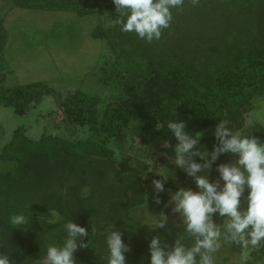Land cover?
Here are the masks:
<instances>
[{"label":"trees","instance_id":"obj_1","mask_svg":"<svg viewBox=\"0 0 264 264\" xmlns=\"http://www.w3.org/2000/svg\"><path fill=\"white\" fill-rule=\"evenodd\" d=\"M101 2L111 16L108 27L98 7ZM200 2L185 0L182 8L173 9L170 28L163 31L160 40L148 43L114 25L118 13L111 0H11L12 8L96 16L100 23L91 31V37L108 43L114 55L111 65L100 68L98 82L103 88L119 92L116 101L103 108L100 96L82 91L58 100L69 123L88 127L103 140L69 141L48 135L33 141L18 129L0 153L1 161L16 164L13 170L0 173V244L10 246V258L16 264H24L27 259H34L32 264H43L45 245L63 239L62 224L39 223L38 216L48 213V209H56L66 220L73 219L89 231V222L97 227L92 248L74 253L78 264H104L103 236L98 232L111 223L122 231L126 242L130 237L134 243L140 240V227L132 232L128 225L134 230L131 209L144 203L141 175L127 162L114 170V154L106 147L107 140H124L131 133L134 143L162 146L170 136L167 122L176 118L184 120L186 130L191 132H203L221 118L242 127L244 116L254 109V99L264 98V19L260 16L264 0H216L232 10L251 7V16L256 15L259 21L246 37L225 34L221 37L222 47L214 42L205 47V35L185 40L180 36L181 23L209 9ZM237 36L239 41L235 42ZM6 44L7 31L0 19V76H5ZM126 74L134 78L136 85ZM56 96L46 82L0 86V106L11 107L19 116L37 108L44 98ZM257 128L253 127L252 135L264 140V128ZM213 142L212 137L201 141L209 148ZM174 143L172 139L169 149H164L169 156ZM229 159L228 155L222 156L218 163ZM212 176H216L215 171ZM28 205L32 213L28 229H11L10 214H28ZM138 242L134 258L140 262L142 256H147V244Z\"/></svg>","mask_w":264,"mask_h":264},{"label":"clouds","instance_id":"obj_2","mask_svg":"<svg viewBox=\"0 0 264 264\" xmlns=\"http://www.w3.org/2000/svg\"><path fill=\"white\" fill-rule=\"evenodd\" d=\"M115 13L114 25L123 33H134L148 43L160 40L163 31L173 22V9L184 6L185 0H111ZM193 4L198 0H192ZM111 23V21H110ZM256 123L264 128V104L258 102L255 112ZM169 139L162 144L163 152L174 169H178L194 185L177 184V173L166 166L143 173L156 177L151 180V200L161 206L159 211H150L149 195L144 194V213L135 219L137 227L147 229V256L140 264H219L224 250L239 248L233 264H250L253 253L264 250V140L252 135L253 125L237 127L228 118L218 119L211 129L213 144L209 148L201 143L204 132L187 131L184 120L167 122ZM260 131L259 128L255 129ZM231 159L219 162L222 156ZM215 171L216 176L212 173ZM171 180L175 190H167V200L161 194ZM28 214H10V228L26 231L32 220L30 205ZM49 215H39L41 224H62L64 231L60 242H48L44 249L43 264H78L74 253L78 249L92 248V237L97 227L88 228L66 220L61 212L48 209ZM162 230V231H161ZM153 233H155L153 235ZM104 243V264H127L126 254L131 251L121 230L113 223L101 233ZM0 264H16L11 259L12 249L0 244ZM24 264H26V261Z\"/></svg>","mask_w":264,"mask_h":264},{"label":"rangeland","instance_id":"obj_3","mask_svg":"<svg viewBox=\"0 0 264 264\" xmlns=\"http://www.w3.org/2000/svg\"><path fill=\"white\" fill-rule=\"evenodd\" d=\"M200 3L209 9L195 15L194 19L191 17L184 25L180 24V36L185 37L184 40L194 35H205V38H208L204 44L205 47L213 42L222 47L221 37L225 34H238L240 38H243L248 35L249 29L257 28L259 21L255 18L256 15L251 16V7L232 10L227 4L216 3V0H201ZM104 4V2L98 3V7L103 13L101 16L104 25L108 27L112 21ZM11 6V0H0V19H3L7 31V44L3 54L5 76H0V86L12 88L35 82H46L56 91L57 98H44L37 108L24 116L16 115L11 107L0 106V153L13 140L14 133L18 129L23 130L24 134L33 141L48 135L69 141H83L90 138L103 140V138H96L88 127L69 123L58 104V100L62 101L76 91L100 96L102 108L114 103L118 97V91L103 88L98 82L100 68L111 65L114 60L109 44L91 37V31L100 23L99 19L96 16L84 17L77 13L46 12ZM261 12L263 14L260 16L264 19V8H261ZM238 36L234 37L235 42L239 41ZM258 102L264 104V98L254 99V109L244 116L243 126L247 124L255 128L259 126L255 117ZM213 128L214 126L203 131V138L212 137L211 129ZM106 147L114 154V170L118 171L121 164L127 162L132 168L137 169L142 179L143 173L150 166L153 169L158 168L159 165L166 166L176 171L177 184L186 187L194 186L189 178L178 169H174L163 156L162 153L165 150L162 146L146 147L138 141L134 143L131 133H128L124 140H107ZM15 166V162H3L0 159V173L13 170ZM153 178L159 177L149 173L146 180L142 179V183L145 192L149 195V210L159 211L162 205H154L151 200ZM175 186L176 184L169 180L166 184V192L161 194L163 200H167V190H175ZM145 204L144 198L142 205L131 209L130 215L134 220L137 216L143 215ZM47 215L49 212L44 214V216ZM104 230L98 232V235L102 236L101 233ZM140 230L141 236L137 242L139 241V245L143 242L147 244V229L140 227ZM127 243L131 248V251L126 254L127 264H140L134 258V245H136L134 239L130 237ZM239 251V248L235 246L227 248L221 254L219 264H233ZM252 255L250 264H264L263 250ZM33 261L34 259H30L27 264H32Z\"/></svg>","mask_w":264,"mask_h":264},{"label":"water","instance_id":"obj_4","mask_svg":"<svg viewBox=\"0 0 264 264\" xmlns=\"http://www.w3.org/2000/svg\"><path fill=\"white\" fill-rule=\"evenodd\" d=\"M125 76L130 80L133 85H136V83L134 82V78L131 75L126 74Z\"/></svg>","mask_w":264,"mask_h":264}]
</instances>
